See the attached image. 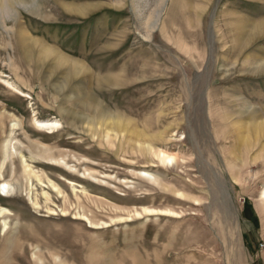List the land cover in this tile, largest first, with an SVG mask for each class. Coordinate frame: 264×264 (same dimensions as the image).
Listing matches in <instances>:
<instances>
[{
  "label": "rangeland",
  "instance_id": "obj_1",
  "mask_svg": "<svg viewBox=\"0 0 264 264\" xmlns=\"http://www.w3.org/2000/svg\"><path fill=\"white\" fill-rule=\"evenodd\" d=\"M7 1L0 264H264V0Z\"/></svg>",
  "mask_w": 264,
  "mask_h": 264
},
{
  "label": "bare ground",
  "instance_id": "obj_2",
  "mask_svg": "<svg viewBox=\"0 0 264 264\" xmlns=\"http://www.w3.org/2000/svg\"><path fill=\"white\" fill-rule=\"evenodd\" d=\"M5 4V5H4ZM0 6H3V8L5 9V8H7L8 7V1L7 0H5V1H3V3L1 4V0H0ZM171 19V18H170ZM248 22V21H247ZM260 29V28H259ZM262 29V28H261ZM239 30V29H238ZM240 31H241V29H240ZM243 31V30H242ZM241 31V32H242ZM260 31V30H259ZM258 31V32H259ZM250 32V31H249ZM244 34V33H243ZM239 38V37H238ZM242 38V37H241ZM240 38V39H241ZM251 38V37H250ZM253 38V37H252ZM251 38V39H252ZM31 48V47H30ZM29 48V49H30ZM31 50V49H30ZM49 54H51V53H49ZM55 54L58 56V57H61L60 55H58V53L57 52H55ZM60 60H62V61H65V59L64 58H59ZM72 64H73V66H76V68L77 67H79L78 66V64L77 63H75V62H72ZM72 66V65H71ZM76 70V69H75ZM259 70V69H258ZM73 73L74 72H76V71H74V68H73V71H72ZM77 72H80V71H77ZM82 72H84V70L82 71ZM88 72H89V70H88ZM262 72V71H261ZM87 73V72H86ZM257 73H259V72H257ZM76 74V73H75ZM114 78V77H113ZM102 80V79H101ZM117 80V79H116ZM110 81V80H109ZM118 83V82H117ZM116 83V84H117ZM81 103H82V101H81ZM86 105H84V103H82L81 104V108L80 109H83V108H86L87 109V111H90V113H92L94 116V118L96 119V120H103V121H105V120H113L111 123H110V128L108 127H105V135H106V137H108L109 136V133L113 130V129H116L118 132H121L120 130H121V128H123V126H125L124 125V121L122 122V120L120 119V117L118 116V114H115V113H112V112H110L111 111V109L110 110H108V108L103 104V103H101V102H99V101H94L93 100V102L90 104V103H85ZM79 105H80V103H79ZM261 109V108H260ZM59 110L61 111V113H67V114H73V112L70 110V109H65L64 107H59ZM59 110H58V112H59ZM67 110V111H66ZM261 111V110H260ZM262 112H264V109L262 108ZM76 115V114H75ZM92 117V118H93ZM78 118L81 120V119H84V117H81V116H78ZM96 122V121H95ZM102 122V121H101ZM97 123V122H96ZM100 123V122H99ZM109 123V122H108ZM98 124V123H97ZM106 124V123H105ZM102 125H103V123H102ZM127 130V129H126ZM124 132V131H123ZM126 133V132H125ZM233 139H235L236 140V142L238 141V140H241L240 139V136H236L235 138H233ZM1 190H5V186L4 185H2V187H1ZM155 211L156 210H154L153 211V213H155ZM148 212V211H147ZM166 213H168V212H166V211H160L159 213L157 212V214H159V215H162V214H166Z\"/></svg>",
  "mask_w": 264,
  "mask_h": 264
}]
</instances>
